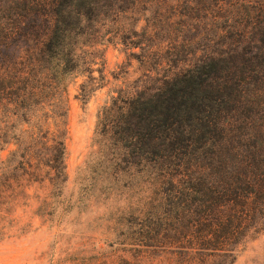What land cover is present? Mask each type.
Masks as SVG:
<instances>
[{
  "label": "trees",
  "instance_id": "trees-1",
  "mask_svg": "<svg viewBox=\"0 0 264 264\" xmlns=\"http://www.w3.org/2000/svg\"><path fill=\"white\" fill-rule=\"evenodd\" d=\"M135 3L0 0V148L10 142L16 145L0 160V192L42 176L53 186L66 181L64 129L56 124L52 131L45 125L67 113L59 98L52 99L53 89L65 88L68 73L89 72L91 60L82 56L85 46L96 49L98 43L129 37L133 46L143 48L144 38L154 33L149 25L140 30L131 24L115 26L121 13ZM32 14L47 17L42 35L8 56L15 36L33 39L25 26ZM256 27L255 31L261 25ZM236 31L239 41L225 42L219 49L202 48V53L192 51L189 65L158 76L154 86L112 95L97 113L94 130L116 144V152L126 159L155 163L165 171L172 193L164 198L172 204V216L177 220L192 216L189 226L201 232V247L209 257L223 258L222 264L232 261L239 239L258 215H264V145H225L241 124L255 119L246 110L264 108V31L256 36L243 28ZM247 37L249 47L243 50L240 42ZM183 44L172 42L170 60L181 59L177 52ZM181 166L191 175L183 177L185 170L177 168ZM214 167L218 170L208 171ZM159 223L152 221L151 227Z\"/></svg>",
  "mask_w": 264,
  "mask_h": 264
},
{
  "label": "rangeland",
  "instance_id": "rangeland-1",
  "mask_svg": "<svg viewBox=\"0 0 264 264\" xmlns=\"http://www.w3.org/2000/svg\"><path fill=\"white\" fill-rule=\"evenodd\" d=\"M246 2L254 6H245ZM262 4L264 0H136L115 26L131 24L140 30L149 25L154 33L144 38L143 48L133 46L129 37L98 43L96 49L85 46L82 56L91 60V69L68 73L65 88L53 89L52 99L59 98L67 113L58 122L49 119L45 124L52 131L56 124L64 129L67 179L53 186L42 176L2 189L0 264H222L223 258L209 257L201 247V232L189 226L192 216L178 220L172 216V204L164 198L172 193L165 171L155 163L118 154L116 144L95 135V123L112 95L154 86L158 76L189 65L192 51L202 53V48L219 49L225 42L239 41L237 28L259 35L264 31ZM46 25V16L26 18L33 39L15 36L8 56L41 36ZM258 25L261 28L255 31ZM175 40L184 43L183 48L177 45L178 61L169 59ZM246 41L248 37L240 42L243 50L249 47ZM246 111L255 119L241 124L227 148L263 147L264 108L256 105L254 113ZM238 115L240 119L244 112ZM242 133L246 135L240 137ZM15 146L10 142L0 148V160ZM180 170H185L183 177L191 175L185 167ZM256 219L239 239L229 264H264V215ZM155 220L160 223L151 227Z\"/></svg>",
  "mask_w": 264,
  "mask_h": 264
}]
</instances>
